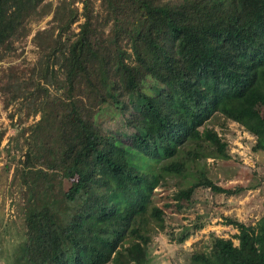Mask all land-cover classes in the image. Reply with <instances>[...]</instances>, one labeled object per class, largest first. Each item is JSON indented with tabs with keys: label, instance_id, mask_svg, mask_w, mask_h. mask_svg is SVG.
Instances as JSON below:
<instances>
[{
	"label": "trees",
	"instance_id": "16d2710c",
	"mask_svg": "<svg viewBox=\"0 0 264 264\" xmlns=\"http://www.w3.org/2000/svg\"><path fill=\"white\" fill-rule=\"evenodd\" d=\"M51 15L32 39L37 60L0 69L24 216L9 261L150 264L165 210L182 214L202 188L248 190L208 176V158L229 157L209 122L236 123L264 153V0H0V63L21 58L32 24ZM103 115L126 131H107ZM170 182L181 187L161 197ZM224 224L238 245L212 235L189 264H264V215Z\"/></svg>",
	"mask_w": 264,
	"mask_h": 264
},
{
	"label": "rangeland",
	"instance_id": "374dc122",
	"mask_svg": "<svg viewBox=\"0 0 264 264\" xmlns=\"http://www.w3.org/2000/svg\"><path fill=\"white\" fill-rule=\"evenodd\" d=\"M51 1L57 5L59 0ZM79 7L82 8L80 3ZM51 19L52 15L38 24H32L33 32L26 46L21 45L19 49L22 57L13 63L7 61L0 63V69L11 64L20 65L24 61L33 64L37 60V53L32 39L38 30L47 27ZM11 110L14 111L13 108ZM10 111L4 109L0 100V130L7 131L0 147V264H11L10 252L17 245L20 231L24 226L19 178H16L15 184L12 185L20 153L16 151L13 140L16 131L12 125L15 120L12 122ZM34 121L30 119L27 125ZM99 121H103L104 128L112 134L126 131L122 116L113 119L103 115L99 117ZM207 125L220 134L223 142L228 144L227 154L229 155V157L224 156L227 159L208 158L207 164L204 165L208 176L220 186L231 187L244 184L248 190L238 196H227L214 195L211 190L202 188L195 195L194 205L182 214L165 210L166 230L153 236L150 245V264H189L192 253L208 250L212 235L233 239V236L238 233L237 229L224 224L226 217L236 218L246 225H255L264 215V153L253 151L255 137L243 133L237 124L222 118H214ZM188 180L191 181L193 178L190 177ZM173 181L175 182V179ZM180 187L172 184L167 190L158 188L157 192L162 197L165 194H173ZM165 203L166 199H161L157 205L163 209ZM201 216H204L203 220L206 221L205 228L203 230L192 228V236L184 244H176L171 234L179 233L183 226L191 227ZM233 241L238 245V240L233 239Z\"/></svg>",
	"mask_w": 264,
	"mask_h": 264
},
{
	"label": "clouds",
	"instance_id": "9594fccd",
	"mask_svg": "<svg viewBox=\"0 0 264 264\" xmlns=\"http://www.w3.org/2000/svg\"><path fill=\"white\" fill-rule=\"evenodd\" d=\"M234 123V122H233ZM236 124V123H235ZM239 127V126H238ZM243 133H245V132H243ZM245 134H247V133H245ZM219 136H220V134H218Z\"/></svg>",
	"mask_w": 264,
	"mask_h": 264
}]
</instances>
